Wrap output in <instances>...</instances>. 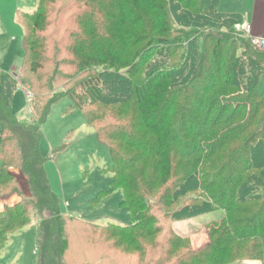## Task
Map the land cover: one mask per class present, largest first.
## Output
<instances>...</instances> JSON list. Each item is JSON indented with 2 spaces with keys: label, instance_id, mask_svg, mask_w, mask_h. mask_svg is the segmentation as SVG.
Wrapping results in <instances>:
<instances>
[{
  "label": "rangeland",
  "instance_id": "rangeland-1",
  "mask_svg": "<svg viewBox=\"0 0 264 264\" xmlns=\"http://www.w3.org/2000/svg\"><path fill=\"white\" fill-rule=\"evenodd\" d=\"M89 1L0 0V71L18 82L12 108L19 123L7 131L0 156V169L4 168L0 171V264H264V250L258 249L264 244V219L257 230L260 235L252 234L247 223L260 211L264 197L244 201L236 206L241 212L229 213L219 208L220 195L210 189L204 195L212 205L207 212L182 218L179 210L192 204L193 198L171 201L190 159L173 153L172 186L161 185L158 159L146 151L154 143L152 134L143 127L135 100L124 101V93L108 86L102 96L115 102L105 104L84 92L97 72L79 71L71 50L84 37L80 19L90 10ZM230 2L221 0L219 9L232 12L226 10ZM235 3L236 11L247 18L244 11L253 1ZM40 9L49 24L45 31L33 32L29 16L24 15ZM97 13L100 22L94 25L104 34V18ZM25 30L30 39L40 38L44 44L39 51L43 69L38 74L22 66ZM148 71L144 69L141 78ZM38 125L46 175L58 201L44 189L42 163L30 165L38 184L34 189L22 170L30 164L34 145L30 128ZM202 170L207 177L199 180L200 186L214 175L208 166ZM115 177L140 187L141 193L133 194L138 207H130L122 190L112 188ZM123 191L132 192L124 187ZM193 201L200 204L199 199ZM57 203L62 221L55 217ZM61 224L60 233H55ZM37 241L44 248L40 256ZM61 243L65 251L56 256ZM258 256L263 262L257 261Z\"/></svg>",
  "mask_w": 264,
  "mask_h": 264
},
{
  "label": "trees",
  "instance_id": "trees-1",
  "mask_svg": "<svg viewBox=\"0 0 264 264\" xmlns=\"http://www.w3.org/2000/svg\"><path fill=\"white\" fill-rule=\"evenodd\" d=\"M220 2L105 0L100 4L99 0H90V10L80 19L84 37H79L71 50L79 71L97 72L84 92L105 104L115 102L102 96L108 86L110 91L124 93V101L135 100L141 123L152 134L154 143H149L146 151L158 159L161 185L172 186L169 182L174 170L173 153L178 151L179 157L190 159L186 175L173 192V200L190 197L199 199L200 204L193 200L192 204H185L179 210L182 218L207 212L212 205L204 195L210 189L220 195L219 208L229 213L241 212L242 208L236 206L244 201H262L264 197V98L258 91L264 74V52L255 49L235 30L243 21L242 14L220 10ZM97 12H102L104 18V34L99 32L98 24L94 25L100 22ZM24 16H29L33 32L48 27L42 9ZM221 34H225L224 40L220 39ZM24 38L22 66L38 74L43 69L39 51L44 44L40 38L26 36V30ZM144 69L149 71L141 78ZM15 80L0 71V156L3 144L7 145V131L14 124L19 125L12 108L18 88ZM39 125L35 129L29 126L34 145L29 153L30 164L22 170L33 179L29 183L34 189L38 184L30 165L34 162L37 167V163H42L44 189L58 201L60 198L52 192L46 175ZM205 166L214 175L210 174L211 180L200 186L199 180L207 177L202 170ZM111 185L122 190L130 207L139 206L133 194H140V187L118 182L116 177ZM123 187L132 192L125 193ZM198 192L203 193L202 198L195 196ZM173 200L172 203L177 201ZM55 217L63 220L58 203ZM262 219L264 203L247 222L252 234H259ZM61 229L62 224L55 233ZM7 240L8 236L4 243ZM62 244L55 250L56 256L65 251ZM43 249L38 242V256L44 253ZM258 249L264 250V244ZM257 261L263 262V258L258 256Z\"/></svg>",
  "mask_w": 264,
  "mask_h": 264
},
{
  "label": "crops",
  "instance_id": "crops-1",
  "mask_svg": "<svg viewBox=\"0 0 264 264\" xmlns=\"http://www.w3.org/2000/svg\"><path fill=\"white\" fill-rule=\"evenodd\" d=\"M231 1V4L229 3L230 7H226L228 8L226 10H232V12H238L242 14L243 21L250 24L253 35L264 36V0H252V7L249 10L247 9L246 11H244L246 15H248L247 18L244 17V13L236 11L238 3H235V0ZM258 91L260 96L264 98V74L260 78Z\"/></svg>",
  "mask_w": 264,
  "mask_h": 264
},
{
  "label": "built area",
  "instance_id": "built-area-1",
  "mask_svg": "<svg viewBox=\"0 0 264 264\" xmlns=\"http://www.w3.org/2000/svg\"><path fill=\"white\" fill-rule=\"evenodd\" d=\"M235 30L241 32V34L248 39L253 47L261 52H264V36L253 35L252 29L249 23L242 21V23L235 26ZM26 92V90H25ZM27 96L29 93H26Z\"/></svg>",
  "mask_w": 264,
  "mask_h": 264
}]
</instances>
